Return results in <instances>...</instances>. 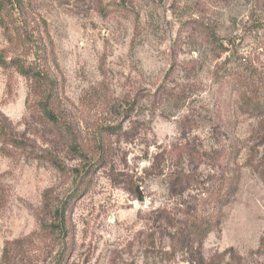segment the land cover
Returning a JSON list of instances; mask_svg holds the SVG:
<instances>
[{"label": "rangeland", "instance_id": "rangeland-1", "mask_svg": "<svg viewBox=\"0 0 264 264\" xmlns=\"http://www.w3.org/2000/svg\"><path fill=\"white\" fill-rule=\"evenodd\" d=\"M14 59L45 62L58 123ZM250 91L264 95V0H0V121L22 145L0 136V264L6 250L9 264H192L172 234L211 212L217 177L235 191L200 264H264ZM174 174L188 185L171 190ZM62 201L66 232L51 234Z\"/></svg>", "mask_w": 264, "mask_h": 264}, {"label": "trees", "instance_id": "trees-1", "mask_svg": "<svg viewBox=\"0 0 264 264\" xmlns=\"http://www.w3.org/2000/svg\"><path fill=\"white\" fill-rule=\"evenodd\" d=\"M2 63V62H1ZM5 62H3L2 65ZM41 64H34V67H25L24 64H19L18 61L11 60L12 66L21 74L23 77L30 81V91L34 99L37 112L42 116V118L52 124L59 122V116L56 108V103L58 99L57 82L55 77L48 72L45 68V62ZM245 109L250 112H255L257 110L261 111L264 109V95L256 92L250 91L248 94H244L241 97ZM0 121V136H2L3 150L21 148V142L13 137L10 128L11 124L5 119ZM8 132V133H5ZM72 137V136H71ZM72 143H74V138H72ZM8 147V148H7ZM2 149H0V152ZM81 157V156H80ZM84 159L86 155L82 156ZM76 172H79L76 170ZM185 185H188V176L182 174H174L170 179L171 190L173 189H183ZM210 190L207 191L208 202L212 204L211 212L209 214H184L186 217L182 224L174 229L172 238L178 245L186 250L192 258V264L194 259L195 264H200L203 262V257L201 254V245L207 234L219 225V216L222 208H224L228 203L230 198L233 196L235 191V185L230 183L227 185L226 182L221 181L220 177L215 178V180L210 184ZM66 212L65 202H60V205L54 210V223L50 225L49 230L51 234H61L66 232V223L64 222V214ZM166 211L162 209V218L166 219L170 223V219L165 213ZM170 225V224H169ZM174 228V227H173ZM63 245L62 249L66 250L67 246ZM7 251V250H6ZM4 251L2 256V264H9V258L7 252Z\"/></svg>", "mask_w": 264, "mask_h": 264}, {"label": "water", "instance_id": "water-1", "mask_svg": "<svg viewBox=\"0 0 264 264\" xmlns=\"http://www.w3.org/2000/svg\"><path fill=\"white\" fill-rule=\"evenodd\" d=\"M136 193H137V199H138V201L142 202L143 201V195H142L139 187H136Z\"/></svg>", "mask_w": 264, "mask_h": 264}]
</instances>
